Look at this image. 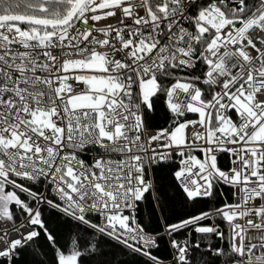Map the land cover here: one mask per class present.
Wrapping results in <instances>:
<instances>
[{
    "label": "snow or ice",
    "instance_id": "1",
    "mask_svg": "<svg viewBox=\"0 0 264 264\" xmlns=\"http://www.w3.org/2000/svg\"><path fill=\"white\" fill-rule=\"evenodd\" d=\"M158 166L214 206L149 231ZM41 233L52 264H166L164 237L170 264H264V0H0V264Z\"/></svg>",
    "mask_w": 264,
    "mask_h": 264
},
{
    "label": "trees",
    "instance_id": "2",
    "mask_svg": "<svg viewBox=\"0 0 264 264\" xmlns=\"http://www.w3.org/2000/svg\"><path fill=\"white\" fill-rule=\"evenodd\" d=\"M162 126L166 125L163 124V113H159L153 121V127L159 128ZM154 181L157 189L155 195L141 203L137 211V217L140 222L146 225L148 230L153 233H162L164 225L179 222L192 214L207 211L214 206L210 200L199 201L196 207H193L192 203H185L183 194L175 186L167 166L157 167V171L154 173ZM223 191H228L226 186ZM222 202V200L216 201L215 206H219ZM41 207L43 209L42 218L46 222V227L57 236L61 245H66L69 237L77 233L75 222H69L67 217L54 209H48L44 205ZM217 223L222 224L219 220ZM176 235L183 237L179 233ZM34 245V248L29 247L20 251L15 258L16 264H42V262L43 264H52L53 250L46 238H44L43 233L34 242ZM114 245V241L101 242L98 245L99 254L93 253L82 257L84 264H146L145 257L137 254H124L127 252L126 249L120 251L118 250L119 246L114 247ZM153 254L165 259L166 264H170L171 250L167 243V237L163 238V242L158 249L153 250Z\"/></svg>",
    "mask_w": 264,
    "mask_h": 264
},
{
    "label": "built area",
    "instance_id": "3",
    "mask_svg": "<svg viewBox=\"0 0 264 264\" xmlns=\"http://www.w3.org/2000/svg\"><path fill=\"white\" fill-rule=\"evenodd\" d=\"M193 118H195V117H193ZM220 164H221V166H225V167H228V166H229V162H228L227 158H224L223 161H222V159H221V160H220ZM154 183H155V181H154ZM209 223H210V222H209ZM164 227H165V225L163 226V231H164ZM163 231H162V233H163ZM177 237L180 238V239H183V237H180V236H178V235H177ZM170 250H171V249H170Z\"/></svg>",
    "mask_w": 264,
    "mask_h": 264
}]
</instances>
